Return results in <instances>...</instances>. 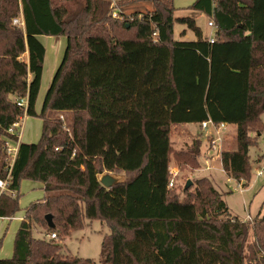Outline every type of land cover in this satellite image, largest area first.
Segmentation results:
<instances>
[{"label":"trees","instance_id":"16d2710c","mask_svg":"<svg viewBox=\"0 0 264 264\" xmlns=\"http://www.w3.org/2000/svg\"><path fill=\"white\" fill-rule=\"evenodd\" d=\"M19 4L23 28L12 24ZM114 4L127 19L111 17L110 0H0V179L7 175L4 141L16 139L7 129L24 115L16 101L27 97L25 115L41 120L38 141L18 145L0 218L20 211L22 180L40 183L44 193L25 208L12 255L0 264H96L63 257L59 245L94 220L108 229L100 264H264V216L230 214L206 176L179 191L176 177L168 187L170 157L194 171L202 142L174 152L171 126L206 120L235 126V149L221 151V168L249 180V148L264 113V0H194L188 8L212 22V42L194 18L175 16L173 0ZM174 24L196 40H174ZM39 37L66 43L37 112L45 57ZM49 112L70 113L69 131ZM102 172L126 180L106 189ZM35 226L56 240L36 239Z\"/></svg>","mask_w":264,"mask_h":264},{"label":"rangeland","instance_id":"374dc122","mask_svg":"<svg viewBox=\"0 0 264 264\" xmlns=\"http://www.w3.org/2000/svg\"><path fill=\"white\" fill-rule=\"evenodd\" d=\"M116 1V0H114ZM194 0H174V8L176 17H191L195 19L196 26L200 28L203 36H209L214 32L213 27L208 26L210 21L207 16L204 14H198L192 10H189L188 6L193 3ZM112 3V2H111ZM112 13V11H111ZM128 19L130 20V11H124ZM113 19L118 21H123L127 18L119 16V18ZM185 32L184 35H181ZM173 39L176 41L182 42H192L196 38L194 34L187 29L185 25L174 24L173 25ZM41 41L44 46L48 49V41L55 43V50L58 49V44L62 46L60 50V56L57 63V67L61 61L62 54L64 52V42L63 38H42ZM54 45V44H53ZM24 59V57H23ZM49 70V69H47ZM53 75V72L50 73L48 82ZM38 104V103H37ZM41 105V103L39 102ZM64 115L65 119L68 121L71 119L70 113H61ZM49 117H58L59 113L49 112ZM260 135L255 139L256 143L249 148V159L252 162L250 170V178L243 182H238L232 178H228L223 172L222 168L219 165L218 158L211 163V169L209 171L200 172L202 175L209 178L214 188L223 194V200L229 208L230 214L239 217L240 219H246L247 216H250L252 219L256 215L264 216V113L260 116ZM172 130L174 132L172 133ZM189 130L191 132V138L195 139L200 137L201 145L205 148V145L210 146L209 141L212 136L207 132L211 130V127H208L207 130H201L198 124H181L171 126L170 132V142L172 146L176 145L178 137L184 138L183 131ZM235 131L236 128L233 125H229L225 131L221 132L222 142L220 151L222 150H233L235 149ZM19 140L22 143H35L38 141L41 133V120L39 118L27 117L21 121L20 128H18ZM207 134V135H206ZM254 137V134H251ZM173 137V139H172ZM174 140V142H173ZM188 145L189 142H185ZM179 144V143H178ZM182 144V143H181ZM260 158V161H258ZM261 172L260 176H257V173ZM200 177V176H199ZM178 191L183 185H185L186 180L192 182L193 178L191 176L181 175L177 177ZM189 178V179H188ZM18 204L20 211L17 212L13 217L8 218V220L0 219V258H10L11 255H8V250L12 248V242L10 243L11 236H14V233L24 217V210L30 204L39 200L43 197L42 185L38 182L22 180L19 186L18 191ZM21 220L19 221V219ZM14 232V233H13ZM108 234L107 227L100 223L99 221H86L83 227L79 230L70 232L61 242L60 245V254L63 257L67 258H80V259H89L94 261L96 264H100L101 260V242L104 235ZM33 236L36 239H46L49 240L42 226H35L33 230ZM56 240V239H54ZM253 235L250 232L248 239L249 243L253 244Z\"/></svg>","mask_w":264,"mask_h":264},{"label":"crops","instance_id":"0c3cea01","mask_svg":"<svg viewBox=\"0 0 264 264\" xmlns=\"http://www.w3.org/2000/svg\"><path fill=\"white\" fill-rule=\"evenodd\" d=\"M205 37H207L208 39L209 38H213V33L210 34L209 36H205ZM42 38H49V37H39V40L42 41L43 40ZM46 40L48 41V46H49L48 49L41 42L43 44L44 48H45V57H44L43 68H42L40 89H39L38 97H37V100H36V103H35V110L37 112H39L40 107H41L39 102L42 103L44 94H45V92H46V90H47V88H48V86H49V84L51 82V79H52L53 75L50 78V82H48V79L50 77V73L53 72V74H54L55 70L57 69V63H58L59 56H60V50H61V47H63L62 43H61V45L58 44V48H57L58 50L56 51L55 50V47H56L55 43L50 42L49 41L50 39H46ZM63 42H64L63 44H64V47H65V43H66L65 39L63 40ZM24 59L25 60L27 59V55L26 54L24 55ZM47 69H49V70H47ZM170 132H171V128H170ZM173 132H174V130H172V133ZM183 134H184V138L178 137L177 138L178 141L176 142V145H175L174 140H173V142H174L173 146H172V142H170L171 148H172V150L174 152L182 151V150H185L187 148H190L192 146V144L196 140H198V139L201 140L200 137L192 139L191 138V132L189 130H184ZM172 139H173V137H172ZM185 142H189L188 145H186ZM19 143H22V142H20V140H19ZM217 158H218L219 165L221 167L220 159H219L216 151H213L207 145H205V148H203V145H201L200 146V158L198 159V162H199L200 166H199L198 169H196L194 171H190V170H183L182 171V170H180V167L175 163L174 159L171 156L170 157L171 160H170V163H169L168 171H169L170 175L172 173H178V177H179L181 175H186L187 174L188 176H191L192 178H196V177L201 176L202 173H200V172L209 171L212 168L211 167V163L214 162ZM118 175H120V174H118ZM202 176H204V175H202ZM125 180H126V178H125ZM43 197H44V195H43ZM43 197L40 198L39 200L43 199ZM39 200H36V201H39ZM0 219L1 220H8V218H0ZM20 220H21V218L19 219V221ZM14 235H15V233H14ZM12 239H14V236L13 237L11 236L10 243H11ZM12 246H13V242H12ZM6 250H8L6 252H8L9 256L12 255V248L11 249L9 248V249H6Z\"/></svg>","mask_w":264,"mask_h":264},{"label":"built area","instance_id":"2783aa9c","mask_svg":"<svg viewBox=\"0 0 264 264\" xmlns=\"http://www.w3.org/2000/svg\"><path fill=\"white\" fill-rule=\"evenodd\" d=\"M110 1L112 2V7H113L112 13H111L112 16L115 18H119L118 12H117L118 10L114 4L115 1L114 0H110ZM20 7L21 6L19 4L20 13L18 14L17 17L12 19V24L15 26H19V27L23 28L24 24H23V18H22V13H21ZM208 26L213 27V24L211 21L208 22ZM212 40H213L212 38H209L210 42H212ZM16 106L23 109L24 115L19 121H16L7 129V133L9 135L16 136V139L13 140L11 138H6L4 141V151H5L6 162H7V166H6L7 175H6L5 179H0V194L7 192V187H8V183H9V173H10L11 167L13 165V162L15 160L18 145H19V139L20 138H19L18 128H20V124H21L22 119L24 118V116H26L25 112L27 109V97L18 99L16 101ZM58 118H59V120L62 121L63 128L68 132L69 129L65 127L66 123H65L64 115L59 114ZM208 127H211V130H209L207 132V134L210 133L209 135L212 136L211 140L209 141V144H210L209 147L213 151H216V153L220 159V155H221V151H220L221 145L220 144L222 142L221 132L225 131L228 128V125L225 123L215 124L211 120H206V121H203L199 124V128L201 130H207ZM260 175H261V172H258L257 176H260ZM176 177H178V173H172L171 174V177H170L169 183H168V187H170V188L173 187V183H174ZM246 220H251V217L247 216ZM47 237L49 239H56V235L53 233L47 235Z\"/></svg>","mask_w":264,"mask_h":264},{"label":"water","instance_id":"95a60500","mask_svg":"<svg viewBox=\"0 0 264 264\" xmlns=\"http://www.w3.org/2000/svg\"><path fill=\"white\" fill-rule=\"evenodd\" d=\"M124 181H125V177L123 175L107 173V172H102L98 175V182L106 189H109L117 184L123 183ZM190 185H191V181L188 180L185 185V188H188ZM45 221L48 228L54 227V223L51 215L47 214L45 216Z\"/></svg>","mask_w":264,"mask_h":264}]
</instances>
